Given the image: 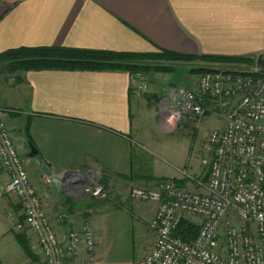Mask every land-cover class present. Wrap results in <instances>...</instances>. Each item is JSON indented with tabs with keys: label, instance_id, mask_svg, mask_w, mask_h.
<instances>
[{
	"label": "crops",
	"instance_id": "0c3cea01",
	"mask_svg": "<svg viewBox=\"0 0 264 264\" xmlns=\"http://www.w3.org/2000/svg\"><path fill=\"white\" fill-rule=\"evenodd\" d=\"M38 46L254 58L264 53V0H0V53ZM17 77L19 82L0 88V107L58 233L89 221L94 264H133L152 244L147 224L154 206L129 196L133 182H145L134 149L144 125L143 101L133 93L131 75L43 69ZM160 112L161 107L159 125ZM27 119L33 145L52 175L69 173L59 190L44 182L38 163L27 155ZM132 171L136 177L126 179ZM180 172L154 165L152 176L178 178ZM83 174L100 175L108 197L83 193L76 179ZM7 180L0 167V264H45L31 233L24 232L31 257L16 238L22 216L4 191ZM133 239H143V245L126 252Z\"/></svg>",
	"mask_w": 264,
	"mask_h": 264
},
{
	"label": "built area",
	"instance_id": "2783aa9c",
	"mask_svg": "<svg viewBox=\"0 0 264 264\" xmlns=\"http://www.w3.org/2000/svg\"><path fill=\"white\" fill-rule=\"evenodd\" d=\"M259 60L264 53L252 64L209 68L192 86L170 88L159 117L165 129L183 119L200 121L208 111L220 112L224 125L208 133L199 174L183 171L178 180L130 186L132 200L154 206L147 224L152 244L133 264H264V75H257ZM0 167L8 176L4 191L22 216L16 228L34 236L44 263L94 264L90 222L58 233L1 107ZM100 178L76 176L83 193L94 198L106 196ZM43 180L52 183L45 175ZM182 221L199 226L191 243L174 234Z\"/></svg>",
	"mask_w": 264,
	"mask_h": 264
},
{
	"label": "rangeland",
	"instance_id": "374dc122",
	"mask_svg": "<svg viewBox=\"0 0 264 264\" xmlns=\"http://www.w3.org/2000/svg\"><path fill=\"white\" fill-rule=\"evenodd\" d=\"M165 63L172 65L170 71L149 70L145 74H137L135 77H132L133 93L142 99V109H144L142 134L134 149L135 156L140 160L136 164H139V167H144V173L141 176L144 177L145 182L142 184L133 182V184L137 185L154 186L161 179L178 180L181 178V176L178 178L163 177L155 180L152 176L154 165H160L161 167L166 165L177 169L178 172L187 171L192 174H199L203 170L200 160L204 154V145L208 133L211 130L222 128L224 125L223 116L218 111L206 112L200 121L183 119L173 129H164L158 124L157 109L163 107L169 95L170 88L172 87L169 84L189 87L193 85L198 75L202 73L193 71L194 68L209 69L228 65L226 63L204 62L200 60ZM19 73L21 72L8 73L0 68V88L10 84L12 81L15 83ZM20 153L22 154L21 149ZM181 172L179 173L180 175ZM108 195L109 191L106 189V196L103 199L107 198ZM142 240H130L126 252L131 251L135 245L138 248L141 247L143 245Z\"/></svg>",
	"mask_w": 264,
	"mask_h": 264
},
{
	"label": "trees",
	"instance_id": "16d2710c",
	"mask_svg": "<svg viewBox=\"0 0 264 264\" xmlns=\"http://www.w3.org/2000/svg\"><path fill=\"white\" fill-rule=\"evenodd\" d=\"M196 60L226 64H252L254 58L226 56H191L183 55L166 49L151 52H119L92 48H71L63 46L19 47L0 53V68L8 73L30 70L60 69V70H120L128 72L131 77L145 74L149 70L167 72L172 65L165 62H193ZM262 69L259 76L264 75V60H259ZM208 68H194L195 72H204ZM16 77L15 82H19ZM22 135L27 143L33 145L29 135V120H26ZM141 176V175H140ZM136 177L130 173L126 179ZM199 226L190 221H182L175 231V236L182 241L191 243L197 236ZM16 238L27 256H33L28 238L24 232L16 233Z\"/></svg>",
	"mask_w": 264,
	"mask_h": 264
},
{
	"label": "water",
	"instance_id": "95a60500",
	"mask_svg": "<svg viewBox=\"0 0 264 264\" xmlns=\"http://www.w3.org/2000/svg\"><path fill=\"white\" fill-rule=\"evenodd\" d=\"M173 86H175V84H173ZM28 147H29V152L27 154L28 157L34 158L36 160V162L38 163L39 167L41 168L43 174L47 178H49L50 181L59 190L62 187L65 180L67 179V177L69 176V173H66L63 177H56V176L52 175V172L49 170L48 166L46 165V163L43 161V159L39 155L36 147L34 145H32L31 143H28Z\"/></svg>",
	"mask_w": 264,
	"mask_h": 264
}]
</instances>
